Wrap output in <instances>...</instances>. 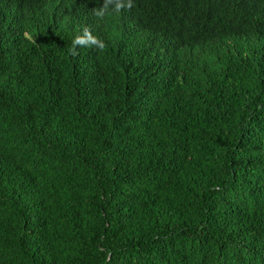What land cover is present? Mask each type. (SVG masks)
I'll return each instance as SVG.
<instances>
[{"label":"trees","instance_id":"16d2710c","mask_svg":"<svg viewBox=\"0 0 264 264\" xmlns=\"http://www.w3.org/2000/svg\"><path fill=\"white\" fill-rule=\"evenodd\" d=\"M103 3L0 0V264H264V0Z\"/></svg>","mask_w":264,"mask_h":264},{"label":"clouds","instance_id":"9594fccd","mask_svg":"<svg viewBox=\"0 0 264 264\" xmlns=\"http://www.w3.org/2000/svg\"><path fill=\"white\" fill-rule=\"evenodd\" d=\"M132 0H104L103 5L95 9V15L99 18H103L104 15L111 11L119 12L121 8H131ZM77 47H94L99 50H103L105 44L99 37L93 35L90 30L83 29L82 32L74 35L72 40V47L69 49L71 54H76Z\"/></svg>","mask_w":264,"mask_h":264}]
</instances>
